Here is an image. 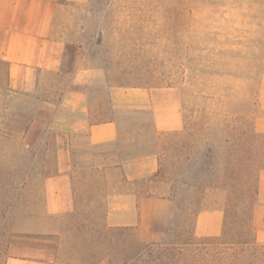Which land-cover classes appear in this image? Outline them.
I'll use <instances>...</instances> for the list:
<instances>
[{"label": "rangeland", "instance_id": "rangeland-1", "mask_svg": "<svg viewBox=\"0 0 264 264\" xmlns=\"http://www.w3.org/2000/svg\"><path fill=\"white\" fill-rule=\"evenodd\" d=\"M73 16L82 51L103 70L102 86L90 90L93 119L104 117L94 113L106 110L108 87H143L176 93L182 129L158 135L159 167L149 191L169 199L158 214L160 232L108 228L99 201L109 187L96 185L88 194L87 178L78 177L84 185L77 190L85 192L65 228L63 261L209 264V239L221 231L209 236L198 227L209 225L199 217L213 210L221 212L226 242L254 239L251 210L264 136L254 134L252 118L256 73L264 63V0H90ZM70 77L46 75L38 97L57 100ZM6 83L1 61L0 86ZM45 160L43 142L28 148L0 137V264L18 253L11 249L13 234L31 224L42 205L35 169ZM233 253L242 264H258V258L264 264L260 254Z\"/></svg>", "mask_w": 264, "mask_h": 264}, {"label": "crops", "instance_id": "crops-1", "mask_svg": "<svg viewBox=\"0 0 264 264\" xmlns=\"http://www.w3.org/2000/svg\"><path fill=\"white\" fill-rule=\"evenodd\" d=\"M89 1L0 0V62L7 65V83L0 86V137L28 148L43 142L47 159L35 169L42 176V205L34 221L13 234L11 249L18 253L4 264H75L63 261V240L84 196L79 185L90 184L88 194L96 185L109 187L99 201L108 228H133L144 236L156 235L162 226L158 214L169 199L150 193L149 180L159 167L158 135L182 129L181 102L169 90L110 86L106 110L94 113L104 117L93 119L90 90L102 86L103 70L82 51L73 21V13ZM66 74L70 83L57 100L38 97L46 75ZM256 75L252 129L264 136V63ZM78 177L87 180L79 183ZM255 189L251 224L255 242L263 245L264 167ZM206 217L209 225L202 230L198 222V229L218 235L221 212L199 219Z\"/></svg>", "mask_w": 264, "mask_h": 264}, {"label": "trees", "instance_id": "trees-1", "mask_svg": "<svg viewBox=\"0 0 264 264\" xmlns=\"http://www.w3.org/2000/svg\"><path fill=\"white\" fill-rule=\"evenodd\" d=\"M250 228L253 229L252 224ZM224 236H226L225 225L220 236L209 239V264H242L238 254L233 253L236 249H239V252L250 251L252 256L260 254L264 257V245L257 244L253 238L250 241L226 242ZM182 247L179 249L180 252L183 251ZM257 260L258 264H261L262 260L259 258Z\"/></svg>", "mask_w": 264, "mask_h": 264}]
</instances>
